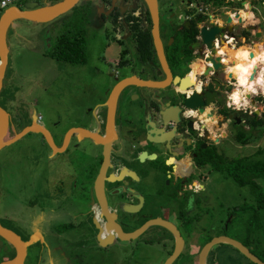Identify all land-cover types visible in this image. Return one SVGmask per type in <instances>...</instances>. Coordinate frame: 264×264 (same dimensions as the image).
<instances>
[{
    "label": "flooded vegetation",
    "instance_id": "obj_1",
    "mask_svg": "<svg viewBox=\"0 0 264 264\" xmlns=\"http://www.w3.org/2000/svg\"><path fill=\"white\" fill-rule=\"evenodd\" d=\"M48 1L56 0H10L9 5H18L23 9L22 5L26 2L38 3L40 7L47 5ZM184 4H186L185 7H183ZM0 9L3 11L5 8L0 6ZM179 10L184 11L183 20L180 13H177ZM69 12V18L62 20L64 21L62 24L74 21L76 16L82 22H90L94 13L99 15L107 38L109 31L124 29L125 24L126 32L119 38L114 36V39L118 42L130 40L134 51L124 53L123 60L117 62L118 66L134 71L135 65L131 60H137L142 65L138 67L136 73L131 75L142 79H167L158 63L155 51L152 59L145 61L141 60L136 52L133 27L137 25L138 29L147 31L152 26L150 12L144 0H79L66 13ZM157 12L159 35L171 78L168 81L169 84L163 88L128 86L119 93L114 112V136L111 140L109 160L103 178L104 203L108 212L113 215L114 222L118 223L124 232L133 231L147 220L156 217L172 223L180 234L182 244L178 256L171 264H199V253L202 247L214 237L211 235L214 227L212 226V173L217 171L213 168L212 160H216L218 155L231 160L256 154L259 146L256 152L254 151L255 153L226 158L225 151H219L218 146L228 145L229 142H236L239 147H249V144H253L264 128V110L249 109L247 104L242 102L237 104L232 99L236 94V89L232 94L231 91L236 87L238 79L236 74L242 65L239 68L232 67L235 72L232 77L228 74V67L217 71L209 70L208 74L203 73L205 68L212 66L205 60L211 49L202 42L200 31L203 27L209 29L213 24L218 23L217 18L212 16L211 1L157 0ZM19 20L22 19H16L12 24ZM236 26L239 27L236 29L233 26L230 36L240 39L248 30L246 27H241V24ZM10 27L12 28V25ZM194 29L197 31L195 32ZM124 36L126 37L123 38ZM171 36L173 41L169 45L167 43ZM243 46L245 45L238 47V51ZM246 47L248 51V46ZM246 51L243 55H246ZM201 60L205 63L202 71ZM193 69L196 72L194 78L190 79L188 75L193 72ZM111 74L114 80L122 79L118 75V70L112 71ZM176 75L180 78L186 76L187 79L175 84L173 80ZM5 77L6 71L0 97L4 89ZM215 80L217 84L213 82ZM209 84L214 85L213 89L216 92L213 100L204 102L202 105L200 103L186 104L185 100L190 97L191 101L196 102L192 95L194 93L203 94L207 91ZM112 87L106 88L105 98L100 106L95 108L94 105L93 108L86 109L88 112L95 111L97 117L100 118L97 130H94L98 131L100 136L105 133L107 116L105 103ZM199 100L204 101L203 98ZM255 102L253 98L252 107H255ZM0 106L8 113V127L4 141L14 137L24 127L19 129L26 121L30 123L36 121L48 130L54 144L61 148L64 135L69 129H84L79 126L87 124L83 120V115H77V118L69 122L70 126L67 127L69 129H66L65 133L57 131L58 135H55L51 129L40 122L38 119L40 115H36L35 112L28 113L24 110L21 112L14 108L8 110L1 103ZM74 108L71 107L70 110H75ZM85 114L90 116L87 112ZM247 114L252 118L246 116ZM254 119L260 121L257 126L252 125ZM58 125L60 122L53 123L55 129ZM240 133L246 135L245 143L238 139ZM250 133L252 134L248 139L247 136H250ZM75 135L77 137L78 132ZM75 135L71 134L68 144L60 152H53L40 134H30L7 143L0 149V154L3 155L6 183V188L2 196L0 195V206L3 213V220L0 218V224L12 230L24 241L29 239L35 231L42 234L44 241L41 242L38 238L32 244L42 251V254L38 255L39 258L43 257V253L45 254L48 248L51 252L60 248V243H52L51 238L54 236L51 234L52 231L51 233L48 231V229L51 230V222L54 219L58 218L66 222L64 224L66 232L68 228L80 227L77 220L81 217L82 220L79 222L94 229L93 235L96 237L99 230L94 224V219L101 226H104L107 221L94 190V179L103 162V146L95 144L100 146L99 154L95 155V161H98L95 174L92 176L88 168L83 169L80 174L77 172L76 163L82 155L87 153L84 143L89 139L78 141ZM34 138L43 141L48 146L49 168L53 167L52 170L48 169L42 177L40 175V152L39 148H36L37 141L35 142ZM22 144L27 146L23 153L28 152V155L32 153L34 156L32 171H21L23 170L21 162L20 166L17 165V160L22 159L18 149L20 146L23 148ZM36 168L37 171H35ZM30 177H32L31 180ZM68 179L69 184H67ZM17 194H23L25 198L20 200ZM75 196L79 198L75 199ZM163 213L169 215L164 217ZM232 217L233 215L228 222ZM134 220L138 222L142 220V223L136 228L126 229L128 228L126 222ZM9 222H14L13 224L17 225L18 229H15L13 224L9 226ZM46 226L49 228L46 229ZM226 226L223 225V233L218 235L231 237L227 233L228 225ZM28 229H31L28 238H24L25 231ZM244 238L234 239L240 241L252 254L264 262L262 254L258 253L260 250L257 247L258 241L253 240L254 243H251L249 238L252 237L248 233ZM116 240L118 239L115 238L114 241ZM130 241H135L136 247L139 246V248L140 244L147 247L161 245L165 250L170 248L168 257L173 253L177 244L175 235L159 224L148 226L138 237ZM217 245L230 246L224 243L211 246L205 258V264H217L214 257V248ZM31 246L27 247L28 252ZM230 247L237 250L233 246ZM15 255L16 248L0 237V264L10 261ZM152 255L153 257L148 256L149 259H157L154 253ZM163 261L160 264H163ZM23 264H27L25 259ZM235 264L255 263L249 259L245 263L236 259Z\"/></svg>",
    "mask_w": 264,
    "mask_h": 264
},
{
    "label": "rangeland",
    "instance_id": "obj_2",
    "mask_svg": "<svg viewBox=\"0 0 264 264\" xmlns=\"http://www.w3.org/2000/svg\"><path fill=\"white\" fill-rule=\"evenodd\" d=\"M225 1H230L231 3H226L221 7L212 6V16L217 18V22L222 24L230 12L234 13L239 10L246 12L250 11L252 13V21L249 23L242 21L240 23L241 27H247L250 24L258 25L260 31L263 33L261 37L256 38L255 33L253 35L252 31H250V37L246 42L247 46L256 43L264 45V0ZM239 1L241 8H238ZM242 1L246 3L242 5ZM185 6L186 4L183 5V7ZM0 11L2 12V9H0ZM177 13H180L183 20L184 11L179 10ZM233 23L235 25V22ZM24 24L32 28L35 26L34 24L37 23L28 24L24 22ZM240 24L238 23V25ZM235 27L237 29L239 26ZM82 30H84V28H82ZM56 34L60 33L57 31ZM108 34L109 36L107 38L104 32L97 33V31L92 29V31L89 32V37L84 35L86 60L83 62H66L52 56L51 51L55 45L51 48L50 53L48 52L49 54L46 52L47 47H42L41 49L40 46L37 51L16 48L14 31L9 28L7 32V44L10 49V54L0 103L8 110L14 108L18 111L24 110L28 113L35 112L36 115L41 116L40 122L51 129L55 135H58L57 131L65 133L69 129H67V127L70 126L69 122L77 118V115H83V120L86 123L93 117V114L92 111L88 112V110H86L88 108L84 109V107L89 105L88 107L93 108L96 100L103 101L105 98V87L115 85V80L112 79L110 75L113 68H116L120 78H123L132 73H136L138 67L142 65L137 60H131L135 65L134 71L129 68H122L120 65L118 66L117 63L115 65L114 61L117 59L116 57L124 52L134 51L133 43L130 40L121 42L116 41L112 31H109ZM54 37V35H51V40H53ZM123 47L125 51H122L121 48ZM250 50L251 48L248 46V51H246L247 60L251 53ZM109 61H111V63H109ZM181 74L182 73H180V75ZM236 88L237 86L235 89ZM255 88L258 89L259 87L256 86ZM259 92L260 90H258L257 95H251V99L254 98L256 100V109L260 108L264 110V96ZM240 93L242 94V91H240ZM233 97L235 98L236 96ZM235 101L239 103L237 97ZM241 102L244 104V100ZM71 107H75V110H70ZM86 112L89 113L90 116L85 114ZM54 122H60V125H58L56 129L55 126H53ZM29 123V121H26L19 129ZM79 124H82V122H79ZM255 139L257 140L253 144H249V147H239L238 143L229 142L228 145L225 144L222 147L218 146V150L222 152L225 151L226 158H231L236 155L250 154L254 152L258 146L264 149V128L262 132H260V136H257ZM33 140L35 142L37 141L36 148H39L38 151L40 152V172L47 173L48 169L51 168L52 170L53 168L52 166L49 168V148L43 141L37 140V138ZM56 140L59 143L58 137ZM90 141L91 140H85L84 149L87 153L82 155L81 159L76 163V167L77 172L80 174H82L83 169L88 168L89 173L93 176L98 166V161H95V155L99 154L100 146L91 144ZM22 147L23 148L20 146V148H18L22 159L17 160V165L20 166L21 162L23 169L21 171H32L34 168V156H32V153H29V155L28 152L23 153V151L27 149V146L22 144ZM261 156H264V154ZM229 161L230 160L225 162L229 163ZM3 168V155L0 154L1 196L6 188ZM35 171H37V168ZM31 179L32 177H30V180ZM67 184H69V179L67 180ZM249 189L250 187L248 185L241 186L230 176L227 178L222 173H212V226L214 225V227L211 230V235L216 236L223 233V225H228L227 233L234 238L245 239L244 237H246L248 233L252 237L251 239L249 238L251 243H254L253 240L258 241L259 244L257 247L258 250H260L257 252L260 255L262 254L261 256L264 258V217L259 214H257V216H252L251 204H254V200ZM17 195L20 200L25 198L23 194ZM44 196L45 194L42 195V197ZM78 198V196H75V199ZM228 211H230V213ZM163 215L167 217L169 214L163 213ZM231 215H233V217L230 222H228ZM0 218L3 220L1 206ZM81 220L82 218L78 217L77 224L81 225L80 227L68 228V230L63 233L64 235L59 238L60 252L72 257L77 255V257L74 258V264H160L168 257L170 248L165 250L161 245H153L154 247L149 245V247H147L144 244H140L139 248V246L136 247L135 241L116 240L108 244L103 243L98 237L93 235L95 230L87 224H81L79 222ZM13 223L14 222H9V226H12ZM126 223L128 224V228L126 229H132L138 227L140 223H142V220L139 222L134 220L133 222ZM64 224H66L65 221H60L57 218L51 222L50 228L51 230L55 229L61 232L66 228ZM13 225L16 227L15 229H18L17 225ZM250 227L253 229H248ZM48 228L49 226H46V229ZM30 231L31 229L25 231L24 238H28V233ZM51 240L52 243L55 244L54 237L51 238ZM38 249V246L32 245L30 247L26 259L27 264H36L38 262V255L40 253L42 254V251ZM152 253L157 256V259H149V255L153 257ZM230 255H235L236 259L238 258L237 260L243 263L247 260L237 250L230 246H215L214 257L216 261L217 258H219V264L228 263ZM43 256H46V254L43 253ZM56 257L57 256L54 255L55 259Z\"/></svg>",
    "mask_w": 264,
    "mask_h": 264
},
{
    "label": "water",
    "instance_id": "obj_3",
    "mask_svg": "<svg viewBox=\"0 0 264 264\" xmlns=\"http://www.w3.org/2000/svg\"><path fill=\"white\" fill-rule=\"evenodd\" d=\"M79 0H61L59 2H56L54 4H47L38 7V3H29L26 2L22 5V8L18 5H9L0 14V90L2 88L3 78L5 75L6 67L8 64V56H9V50L7 46V30L11 26L12 22L16 19H22L25 21L33 22V23H48L50 21L55 20L58 17H61L64 15V13L68 12ZM144 2L147 4V7L150 12L151 17V43L152 47L156 53L158 63L163 70V72L166 74L167 79L166 80H152V79H142L138 78L135 75L126 76L120 80L116 78L117 81L115 85L110 90V93L108 95V98L106 100L105 105L107 106V116H106V127H105V133L103 136H100L98 131L91 130L89 128H72L69 129L63 139V144L61 148H58L48 132V130L41 124L37 123L36 121L30 123L29 125L24 126L18 133L14 135L11 139L4 141V137L6 135L7 127H8V113L0 106V149L7 143L14 142L17 139H20L22 137H27L30 134H40L46 144L49 146V148L53 151H61L66 147L68 144V141L71 137V134L75 135V133H82L83 136L79 138V136L75 137L78 141H81L80 139H89L94 144H99L103 146V162L100 167L99 173L94 181V190H95V196L97 197V200L99 201L102 212L106 216V222L104 226H101L100 223L94 219V224L96 228H98V238L103 243H111L117 238L120 241H130L132 239H135L138 237L148 226L152 224H159L161 226H164L168 230H170L175 237L177 238V244L175 246V249L173 253L164 261L163 264H171L172 261L178 256L179 251L181 249V240H180V234L178 233V230L176 227L159 217L152 218L147 220L145 223H143L140 227L136 228L133 231L124 232L118 223L114 222L113 215H111L108 212V209L106 208V205L104 203V195H103V178L105 176V169L106 164L109 160V153H110V147H111V140L114 136V112H115V106L116 101L118 98L119 93L128 86H137V87H147V88H163L165 87L171 78L170 70L167 64V60L164 54L162 41L159 35V24H158V12H157V0H144ZM246 2L242 1V5H244ZM250 6V4H249ZM237 14V12L235 13ZM237 22L240 24L242 22L241 19H238ZM234 23L232 22V17L230 15L227 16V18L224 21V24L215 23L213 24L209 29H206L205 27L201 28L200 35L202 42L206 45L207 48L211 49L210 54L205 58L206 61H210L212 66L207 67L204 69L203 73L208 74L209 70L217 71L219 69L223 68V65L220 62V57L217 54V50L214 47V39L219 38L221 39V43L225 39L223 38L224 35L230 36L231 30ZM247 30L253 31L256 30L257 26L255 25H249L246 27ZM256 37H261V32L255 33ZM173 41V37L171 36L168 40L167 44H171ZM250 56H252V53H250ZM187 79V77H182L176 75L174 76V83L177 82H184ZM215 84H217V81H213ZM213 84H209L207 91H205L203 94H197L194 93L192 95V98L196 99V102L191 101V97L189 99H186L185 102L188 105H193L194 103L202 105L204 102H210V100H213L214 95L216 94L215 90L213 89ZM212 88V90H211ZM250 97V95H249ZM203 98V102L199 99ZM249 118H252L251 115H246ZM112 176V175H111ZM92 211V209L90 210ZM0 237L3 238L5 241L10 243L16 248V255L13 259L6 263L2 264H23V260L28 254L27 247L34 244V242L40 238L42 242L44 241L42 238V234H40L38 231H35L34 234L30 236L27 240H21L17 234H15L12 230L2 226L0 224ZM219 243L228 244L230 246H233L236 248L243 256H245L247 259H249L251 262L255 264H264L262 260H260L258 257H256L254 254H252L249 249L244 246L240 241L226 236V235H218L212 237V239L207 242L201 249L199 253V264H205V258L207 255V252L209 251L211 246H214Z\"/></svg>",
    "mask_w": 264,
    "mask_h": 264
},
{
    "label": "trees",
    "instance_id": "obj_4",
    "mask_svg": "<svg viewBox=\"0 0 264 264\" xmlns=\"http://www.w3.org/2000/svg\"><path fill=\"white\" fill-rule=\"evenodd\" d=\"M206 2L211 1L212 6L221 7L226 3L225 0H205ZM240 7V1L239 6ZM149 24L150 19L148 17ZM72 30H68L59 34L56 45L52 48L51 54L60 60L66 62H83L86 60L85 55V36L84 30H82V23L79 17H75L74 21L69 22ZM133 35L136 41V52L141 60H150L154 56V49L151 43L150 30L144 31L138 29L137 25L133 27ZM196 32L197 30L194 29ZM246 34H250L249 31H245ZM260 121L254 119L252 121L253 126H257ZM247 136L248 139L251 137ZM238 139L245 143L247 141L246 135L240 133ZM264 149L259 148L256 154H250L241 158H233L228 162L225 158L217 156L216 160H212L213 168L217 172L224 174L227 178L232 177L239 185H248L250 187L254 204L252 205V216L257 214L264 217ZM225 160V161H224ZM230 213V211H228ZM253 229V228H248ZM224 230V229H223Z\"/></svg>",
    "mask_w": 264,
    "mask_h": 264
},
{
    "label": "crops",
    "instance_id": "obj_5",
    "mask_svg": "<svg viewBox=\"0 0 264 264\" xmlns=\"http://www.w3.org/2000/svg\"><path fill=\"white\" fill-rule=\"evenodd\" d=\"M59 1H61V0H56L54 2L48 1V4H54V3L59 2ZM239 12H240V10L237 11V13H239ZM229 14H230V16H235V14H233L232 12H230ZM69 15H70V12L66 13V14L62 15L61 17H58L55 20L50 21L48 23H37V24H34L35 26H33L32 28H29L28 27L29 25L27 26L26 24H24V22H26L28 24L33 23V22H29V21H25V20H19L18 22L14 23V24H11L12 28L11 27L10 28L13 29V31H14V39H15V42H16V48H20V49H24V50H30V51H32V50L33 51H37V50H39V47L41 46V49H42V47H47L46 52L50 53L51 48L54 45H56V41H57V38L59 36V34H56L57 31L59 33H62V32L68 31V30H72V28L70 27L71 25L69 23L68 24L67 23L66 24H62L64 22V21L62 22V20H65V18L68 19ZM87 22H82L81 21L82 27L84 28V35L85 36L87 35L89 37V32H91L92 29L97 31V33H103L104 32L103 29H102V24H101V22L99 20V15L94 13L92 15V17H91V21L90 22L87 21ZM83 23H84V26H83ZM250 25H253V24H250ZM123 26H124V29H120L119 28V29L113 31L114 36L116 38H119L120 35H122L123 33L126 32V30H127L126 25L124 24ZM255 26H257L256 32H262V31H260V27L258 25H255ZM63 28H64V31H63ZM19 29H21V30H19ZM59 29H60V31H59ZM18 31H21V32H18ZM248 31L250 32V30H248ZM51 35L55 36L53 38V40H51ZM125 37L126 36H124L123 38H125ZM53 42H55V43H53ZM255 45H259L260 46L259 48H261L260 50H262V54L259 57V64L263 65L264 64V45L259 44V43L258 44L257 43L254 44L252 47H250L251 48V50H250L251 53L253 52L252 49L255 47ZM7 46H8V44H7ZM229 48L231 50H233V49L238 50L239 49V48H231V47H229ZM121 49H122V51H125L124 47L121 48ZM8 50H9V54H10V49L8 48ZM124 53L126 54L127 52H124ZM123 54H121L118 57H116L117 59L114 61L115 65H116V63L119 60H123L122 59L124 57ZM85 55H86V53H85ZM223 58L229 61L228 64H225L226 65L225 67H228V74H231V75L233 73L235 74V72L233 71L234 69H232L233 66H231V63L233 64V62H232L233 60L231 61L230 57L228 55H226V54H225V56H223ZM8 62H9V56H8ZM109 63H111V61H109ZM7 67H8V64H7ZM7 67H6V70H7ZM115 70H117V69L113 68V71H115ZM110 75L112 76V74H110ZM105 88H108V87H105ZM248 94L249 93L247 92L246 95H248ZM101 102L102 101L96 100L95 108L100 106ZM88 106L89 105H87V107H84V108L85 109L86 108H90ZM92 114H93L92 115L93 119L88 120L86 125H82V126H79V127L89 128L91 130H97V126L100 123V118L97 117L95 111L92 112ZM72 126H74V124H72ZM78 136H79V138H81L83 136V134L82 133H80V134L78 133ZM40 175H41V177L44 176L45 172H41ZM42 188H43V186H42ZM42 199H43V197H42ZM48 231L50 233L52 231L51 234L54 236V240H55L54 243L58 244L59 243V238H61L62 235H64L63 233L65 232V229L62 230L61 232L56 231L55 229L54 230L48 229ZM40 241L42 242L41 239H40ZM45 254H46V256H43L42 258H38L39 260H38V262L36 264H74V260H75L74 258L76 256V255H74V257H72L70 255L67 256L65 253L60 252V248L56 249V251H54V252H51L50 249L48 248V252L46 251ZM54 255L57 256L56 259L54 258ZM27 257H28V254L25 257V260L27 259ZM235 262H236V256L235 255H230L229 261L226 264H235ZM219 263H220V260H219V258H217V264H219Z\"/></svg>",
    "mask_w": 264,
    "mask_h": 264
},
{
    "label": "bare ground",
    "instance_id": "obj_6",
    "mask_svg": "<svg viewBox=\"0 0 264 264\" xmlns=\"http://www.w3.org/2000/svg\"><path fill=\"white\" fill-rule=\"evenodd\" d=\"M231 17H232V22H236L238 19H241L246 23L252 21V14L246 11H240L239 13L235 14V16H231ZM257 46L258 45H255V47L252 49L254 53L252 52V56L250 55L248 56V60H247V56L243 55V53L247 50L246 45L243 46L239 51L236 49L231 50L230 48H228L227 43L223 41L219 48L218 51L219 53H217L218 55L221 53H223L224 56L225 54L228 55L230 57V60L231 61L233 60L232 61L233 64H231V66L233 67L239 68L240 65H242L240 69H238L239 70L237 72L238 80H236L237 88H236L235 96L239 100V103L244 99L243 95H246L247 92L248 93L257 92L259 89L255 88L256 86H259L262 89V91H264V74L261 72L256 74V69L258 68V64H259V57L262 54V50H260L261 48H259L260 46L258 47ZM219 57L221 64L223 65L224 69H226L225 64H228L229 61L224 59L223 56H219ZM206 63L211 65L210 61H207ZM204 67H205V63L203 60H201V64H200L201 71L204 69ZM195 72L196 70L193 69V72L188 75L190 79L194 78ZM240 90H242V94L240 93ZM232 99L235 103H237L235 101V98Z\"/></svg>",
    "mask_w": 264,
    "mask_h": 264
},
{
    "label": "built area",
    "instance_id": "obj_7",
    "mask_svg": "<svg viewBox=\"0 0 264 264\" xmlns=\"http://www.w3.org/2000/svg\"><path fill=\"white\" fill-rule=\"evenodd\" d=\"M9 3H10V0H0V6L2 7V8H6L8 5H9ZM236 12H234L233 14H235ZM228 15H230V14H228ZM236 25H238V22L236 21L235 22V25H233V26H236ZM259 31V30H258ZM251 33V32H250ZM252 33H253V35H254V33H256V30H253L252 31ZM262 33L263 32H261V35H262ZM250 37V34H245L242 38H240V39H235L234 38V36H227V35H224V39H225V42L227 43V45L229 46V47H231V48H238V47H240V46H242V45H247V40H248V38ZM213 45H214V47L216 48V50H217V53H219L218 51H219V48H220V46H221V39H219V38H215L214 39V43H213ZM249 47H252L253 45H248ZM218 56H224V54L223 53H221V54H219ZM226 66V65H225ZM259 72H261V73H263L264 74V64L262 65V64H258V68L256 69V74L257 73H259ZM257 87H259V86H257ZM235 89V88H234ZM234 89L231 91V94L233 93V91H234ZM259 90H260V92L259 93H261V95H263L264 96V91H262V89L259 87L258 88ZM257 93H258V91L257 92H249V94L248 95H243V100H244V103L245 104H247L248 105V108L249 109H253V108H255V107H252L251 105V103H250V100H252L251 99V95H257ZM249 95H250V97H249ZM252 107V108H251ZM38 119H41V116H38Z\"/></svg>",
    "mask_w": 264,
    "mask_h": 264
}]
</instances>
